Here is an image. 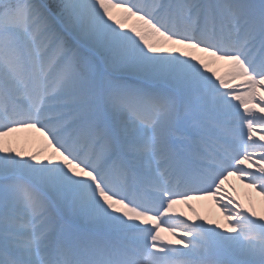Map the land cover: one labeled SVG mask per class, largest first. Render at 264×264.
Wrapping results in <instances>:
<instances>
[{"label":"snow or ice","instance_id":"1","mask_svg":"<svg viewBox=\"0 0 264 264\" xmlns=\"http://www.w3.org/2000/svg\"><path fill=\"white\" fill-rule=\"evenodd\" d=\"M0 264H264V0H0Z\"/></svg>","mask_w":264,"mask_h":264},{"label":"bare ground","instance_id":"2","mask_svg":"<svg viewBox=\"0 0 264 264\" xmlns=\"http://www.w3.org/2000/svg\"><path fill=\"white\" fill-rule=\"evenodd\" d=\"M30 135L31 134H29V133H21L20 134L21 145L23 144V142H26L27 148L34 150L38 146L33 144V143H31L29 145L27 138L30 137ZM237 189H238L239 197L245 202V204H247V202H248V196H247L248 191L246 192V194L243 193L247 189H244L243 186L240 185L238 182H237ZM252 195L255 197V193H252ZM256 199L258 200L259 198L256 197ZM196 206H197V210L200 211L201 213H216V215H218V213L216 212L214 204L210 201L209 202H203V203H197ZM181 208H183V206H181Z\"/></svg>","mask_w":264,"mask_h":264},{"label":"rangeland","instance_id":"3","mask_svg":"<svg viewBox=\"0 0 264 264\" xmlns=\"http://www.w3.org/2000/svg\"><path fill=\"white\" fill-rule=\"evenodd\" d=\"M29 143V145L31 144L30 142H28ZM21 147H25V148H27V144H26V142H23V144L21 145ZM248 190H245L243 193L244 194H246V192H247ZM243 194V195H244Z\"/></svg>","mask_w":264,"mask_h":264}]
</instances>
